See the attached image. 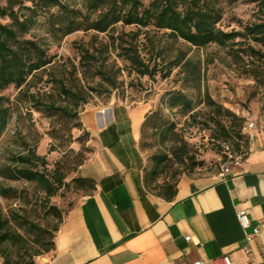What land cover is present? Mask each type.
I'll list each match as a JSON object with an SVG mask.
<instances>
[{"label": "rangeland", "instance_id": "obj_1", "mask_svg": "<svg viewBox=\"0 0 264 264\" xmlns=\"http://www.w3.org/2000/svg\"><path fill=\"white\" fill-rule=\"evenodd\" d=\"M69 1L73 3V0ZM262 1L221 0V27L225 30L239 29L240 23L255 20ZM144 2L147 4L149 0ZM0 4L4 5L5 0H0ZM55 12L56 7L40 11L27 35L38 39L53 57L51 65L32 78L30 91L41 100L65 104L67 101L59 92L60 82L74 90L82 89L81 94L90 87L96 90L91 92L89 101L79 108L77 117L52 114L31 106L24 95L19 96V89L14 85L0 91L13 110L12 118L0 137V166L9 163L18 153H27L29 148H34L47 161L45 166L39 163L38 168L49 176L57 170L56 176L64 179L57 193L47 198L35 183L0 176V185L16 189L11 196L0 195V211L10 219L14 230L27 239H33L34 234L27 230L29 228L25 223L48 225L52 229L58 218L49 208L51 205L65 215L69 208L92 191L90 184L81 185L77 181L82 177L83 165L98 150L95 139L82 121L85 110L117 103L138 105L145 102L151 106L150 119L141 126L139 148L145 158V187L156 195L167 193L183 176L216 174L230 157H243L247 152L251 131L245 129L246 123L264 124V87L256 84L252 77L238 72L227 55V48L213 44L190 53L202 61V93L205 89L208 91L213 100V104H209L192 84H183L179 67L173 68L167 78L161 74L154 77L139 75L128 61L118 56V51L110 48L106 52L101 42L111 39L105 34H99L93 40V31L79 30L57 39L49 26V15ZM0 20L10 22L8 18ZM121 30L119 28L115 35ZM131 30L135 28H125L126 32ZM167 33L166 30L153 28L149 34L159 47L166 48L165 58H158L163 69L169 66V59L176 53L168 49L173 42ZM140 39L145 42L143 35ZM147 45L144 53L149 57L152 48L150 43ZM87 46L98 51L92 64L81 63V50ZM174 46L186 48L184 43H175ZM156 52L152 57L156 56ZM103 62L102 70L110 76H118V87L110 94L107 92L108 83L97 74V66ZM178 90L189 96L194 104L193 110L169 108L164 104L169 95ZM25 245V242L8 245L13 264H24L30 258ZM0 259L3 261L1 256Z\"/></svg>", "mask_w": 264, "mask_h": 264}, {"label": "crops", "instance_id": "obj_2", "mask_svg": "<svg viewBox=\"0 0 264 264\" xmlns=\"http://www.w3.org/2000/svg\"><path fill=\"white\" fill-rule=\"evenodd\" d=\"M150 109L117 103L82 113L98 147L82 176L95 189L68 210L55 249L35 264H216L223 255L235 264L264 263V135L251 131L241 164L224 179L183 176L168 199L144 184L139 140ZM243 209L248 228L238 218Z\"/></svg>", "mask_w": 264, "mask_h": 264}, {"label": "trees", "instance_id": "obj_3", "mask_svg": "<svg viewBox=\"0 0 264 264\" xmlns=\"http://www.w3.org/2000/svg\"><path fill=\"white\" fill-rule=\"evenodd\" d=\"M220 1L149 0L145 4L144 0H73V3L69 0H5L4 5L0 4V19L8 18L10 22L4 23L0 20V91L14 85L19 89V96L24 95L31 106L67 117H77L79 108L89 101L91 92L96 90L95 87H90L86 93L81 94L82 89L74 90L60 82L59 92L67 101L65 104L41 100L37 94L30 91L32 78L38 72L46 70L53 57L38 39L27 35L30 34L39 12L55 7L57 12L50 13L49 26L57 39L79 30L93 31V40L99 34H105L111 39L101 42L106 52H109L110 48L118 51V56L128 61L139 75L154 77L161 74L163 78H167L173 68L179 67L178 73L183 75V84H192L200 95L205 96L209 104H213V100L208 91L205 89L202 93V61L190 55L194 49L199 50L213 44L227 48V55L237 66L238 72L252 77L256 84L264 87V0L259 6V15L255 20L240 23L239 29L230 30L221 27L223 12ZM126 27H134L135 30L126 32ZM119 28L122 30L115 35ZM153 28L168 31L167 34L173 42L168 49L176 53L169 59L166 69L160 67L158 58H165L167 51L150 37V30ZM141 35L145 42L141 41ZM146 43H150L152 48L149 57L144 53ZM175 43H184L186 48L175 47ZM155 51L156 56L152 57ZM81 52L82 64H92V61L97 59L98 51L91 46L83 47ZM101 66H104V62L97 66V74L108 83L107 92L110 94L118 87V76L108 75ZM6 100V97L0 95V137L13 113ZM164 104L169 108L181 107L185 111L194 109L189 96L181 90L172 92ZM149 119L150 112L143 124ZM238 134L241 136V130ZM39 163L43 166L47 164L45 156L37 154L34 148H29L27 153H18L9 163L0 166V176L3 179H23L35 183L45 192L46 197L50 198L63 186L64 179L62 176H56L57 170L51 176L41 171L38 168ZM77 181L81 185L90 184L91 192L95 189L94 181L90 178L82 176ZM15 191L14 187L0 185V195L4 197L11 196ZM174 194L175 187H170L167 193L160 196L171 199ZM49 208L58 218V223L52 229H49L48 225L25 223L29 228L27 230L34 234L33 239H27L22 233L14 230L10 219L0 211V256L3 258V264H13L7 250L8 245L26 243L30 258L24 264H35L36 256L55 249L56 233L68 211L63 215L56 206L51 205Z\"/></svg>", "mask_w": 264, "mask_h": 264}, {"label": "built area", "instance_id": "obj_4", "mask_svg": "<svg viewBox=\"0 0 264 264\" xmlns=\"http://www.w3.org/2000/svg\"><path fill=\"white\" fill-rule=\"evenodd\" d=\"M246 129L249 131L257 130L264 135V124L257 125L254 121H249L247 123ZM241 161H242V157H240V156L230 157L228 159V161L217 172V176L221 179H224L231 172V170L234 166H238L241 164ZM238 218H239L241 225L244 228L250 227L251 223H250V220H249V217L247 215L246 210H244V209L240 210L238 212ZM257 233H259V227H255L252 234H247V239L252 240L253 235L257 234ZM186 239H190V237L187 236ZM192 264H204V262L202 260H197V261H194ZM216 264H235V263L232 261V259L229 255H223L222 257H220L219 259L216 260ZM262 264H264V263H262Z\"/></svg>", "mask_w": 264, "mask_h": 264}]
</instances>
